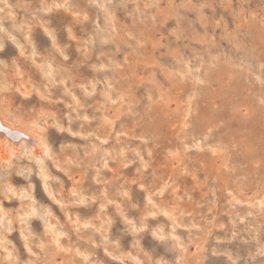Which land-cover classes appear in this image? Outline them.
Masks as SVG:
<instances>
[{
	"label": "rangeland",
	"instance_id": "rangeland-1",
	"mask_svg": "<svg viewBox=\"0 0 264 264\" xmlns=\"http://www.w3.org/2000/svg\"><path fill=\"white\" fill-rule=\"evenodd\" d=\"M0 94V264H264V0H0Z\"/></svg>",
	"mask_w": 264,
	"mask_h": 264
},
{
	"label": "bare ground",
	"instance_id": "bare-ground-1",
	"mask_svg": "<svg viewBox=\"0 0 264 264\" xmlns=\"http://www.w3.org/2000/svg\"><path fill=\"white\" fill-rule=\"evenodd\" d=\"M2 100L0 99V161H9L12 155L18 156L23 149L36 153L41 148L39 146H42L38 123L15 116L9 103Z\"/></svg>",
	"mask_w": 264,
	"mask_h": 264
}]
</instances>
